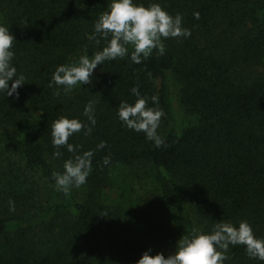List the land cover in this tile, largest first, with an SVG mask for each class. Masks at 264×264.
I'll list each match as a JSON object with an SVG mask.
<instances>
[{"label":"trees","instance_id":"1","mask_svg":"<svg viewBox=\"0 0 264 264\" xmlns=\"http://www.w3.org/2000/svg\"><path fill=\"white\" fill-rule=\"evenodd\" d=\"M135 2L180 14L191 36L163 39L165 53L139 64L129 45V55L65 93L49 87L52 74L107 45L94 25L111 0H0V24L16 41L12 63L25 76L18 98L0 93V264H136L220 221L247 220L264 239V0ZM133 87L159 99L160 148L118 118ZM89 102L94 126L82 115ZM61 116L92 129L69 137L75 153L52 144ZM88 150L93 170L66 197L53 174ZM138 186L153 194L146 208ZM111 190L119 193L108 203ZM226 255L224 264H264L244 245Z\"/></svg>","mask_w":264,"mask_h":264},{"label":"clouds","instance_id":"2","mask_svg":"<svg viewBox=\"0 0 264 264\" xmlns=\"http://www.w3.org/2000/svg\"><path fill=\"white\" fill-rule=\"evenodd\" d=\"M106 9L95 23L94 32L106 39L107 45L91 56L81 55L75 64L57 66L49 81V87L63 86V91L68 93L77 85L82 87L90 84L97 66L103 65L105 61H114L118 57L129 55V45L133 48L131 61L139 64L154 49L160 55L165 53L163 39L191 36V30L182 26V16H172L159 3H151L146 7L135 0H111ZM193 15L199 19L198 12ZM89 39L95 37L89 36ZM14 42L15 37L10 33L9 27L0 24V93H4L6 97L18 98V89L25 84V76L18 73L12 63L15 56L12 50ZM131 93L136 99L134 103L120 102L117 109L119 120L128 129L143 132L146 140L160 148L165 140L158 133V128L165 113L158 107V97L142 96L137 87H133ZM149 100L157 106L149 107ZM82 115L87 117L91 125H95V108L92 102L85 105ZM82 129L86 130V134L92 130L78 118L61 116L52 123L53 146H66L68 152L75 153L77 148L68 143L69 137ZM105 146L106 142L102 141L97 148L102 149ZM60 155L59 151L54 153L57 158ZM93 155L94 152L88 150L65 160L63 172L53 174L55 189L67 197L72 188L84 185L93 170ZM109 162V158L105 157L103 163L107 165ZM10 210L14 211L11 201ZM230 245H244L251 258L264 261V239L254 234L247 220H242L238 226L226 221L217 222L210 233L194 230L190 236H183L177 242L175 251L167 257L162 252L152 255L149 249L143 252L136 264H224L228 259L226 253Z\"/></svg>","mask_w":264,"mask_h":264},{"label":"rangeland","instance_id":"3","mask_svg":"<svg viewBox=\"0 0 264 264\" xmlns=\"http://www.w3.org/2000/svg\"><path fill=\"white\" fill-rule=\"evenodd\" d=\"M137 189L140 192V196H145L147 199V201L141 203V205H143V208H146L148 204L153 203V199H154L153 194L147 192L149 190L146 187L138 186ZM118 193H119L118 190L106 191L105 198L109 199L108 203H110L112 200H115L116 197L118 196Z\"/></svg>","mask_w":264,"mask_h":264}]
</instances>
